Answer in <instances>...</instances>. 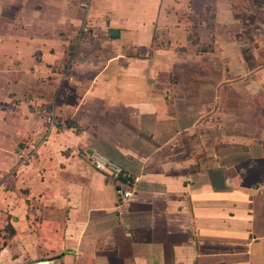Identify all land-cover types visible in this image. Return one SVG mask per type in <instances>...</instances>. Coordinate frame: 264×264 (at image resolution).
<instances>
[{
  "label": "crops",
  "instance_id": "obj_1",
  "mask_svg": "<svg viewBox=\"0 0 264 264\" xmlns=\"http://www.w3.org/2000/svg\"><path fill=\"white\" fill-rule=\"evenodd\" d=\"M1 2L0 264H264V0Z\"/></svg>",
  "mask_w": 264,
  "mask_h": 264
},
{
  "label": "built area",
  "instance_id": "obj_2",
  "mask_svg": "<svg viewBox=\"0 0 264 264\" xmlns=\"http://www.w3.org/2000/svg\"><path fill=\"white\" fill-rule=\"evenodd\" d=\"M46 120L49 123H53L54 115L47 108L43 109ZM27 155L25 158H28ZM89 158L97 170L104 172L114 183L117 184V191L119 199L122 203L127 202L131 196H133V182L127 177L124 168L108 157L106 154L98 151L91 150L89 152ZM22 264H41V262L27 261Z\"/></svg>",
  "mask_w": 264,
  "mask_h": 264
},
{
  "label": "rangeland",
  "instance_id": "obj_3",
  "mask_svg": "<svg viewBox=\"0 0 264 264\" xmlns=\"http://www.w3.org/2000/svg\"><path fill=\"white\" fill-rule=\"evenodd\" d=\"M2 1V0H0ZM7 2L6 4V14L8 15V18H20V15L22 16L21 18H49V0H5ZM1 5H4L2 2L0 3ZM22 4V6L17 7L15 5ZM25 4V5H24ZM18 8V9H17ZM1 9V7H0ZM14 16V17H13ZM193 25H191V35L196 34V29L198 26L202 25V21L200 18H193ZM13 230V229H12ZM12 230H7V233L5 235L2 233L0 236L3 240V238H8L10 239L13 232ZM2 230H0V233ZM7 242V241H6Z\"/></svg>",
  "mask_w": 264,
  "mask_h": 264
},
{
  "label": "bare ground",
  "instance_id": "obj_4",
  "mask_svg": "<svg viewBox=\"0 0 264 264\" xmlns=\"http://www.w3.org/2000/svg\"><path fill=\"white\" fill-rule=\"evenodd\" d=\"M42 264H47V262L46 263H42Z\"/></svg>",
  "mask_w": 264,
  "mask_h": 264
}]
</instances>
